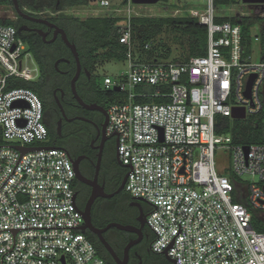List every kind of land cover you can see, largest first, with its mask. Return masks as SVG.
Instances as JSON below:
<instances>
[{
  "label": "built area",
  "instance_id": "built-area-1",
  "mask_svg": "<svg viewBox=\"0 0 264 264\" xmlns=\"http://www.w3.org/2000/svg\"><path fill=\"white\" fill-rule=\"evenodd\" d=\"M217 1L189 14L208 29L206 54L178 62L138 48L133 0L125 7L99 0L105 15L121 18L117 32L128 61L127 73L104 77L103 89L117 93L108 103L107 132L116 135L128 170L124 190L151 206L154 253L166 252L175 264H264V232L252 223L254 211L264 216V144H235L231 134L216 132L219 116L241 120L232 116L236 108L244 109L242 119L263 113L264 61L246 55L241 24L216 21L226 17ZM249 5L264 15V3ZM38 73L17 28L0 24V264H107L81 230L68 152L12 146H49L36 144L49 139L40 96L9 87ZM221 148L230 151L231 173L217 159Z\"/></svg>",
  "mask_w": 264,
  "mask_h": 264
},
{
  "label": "trees",
  "instance_id": "trees-1",
  "mask_svg": "<svg viewBox=\"0 0 264 264\" xmlns=\"http://www.w3.org/2000/svg\"><path fill=\"white\" fill-rule=\"evenodd\" d=\"M21 6H28L36 12H41L46 9L53 10L57 12L59 8L63 9L65 6L68 7H79L83 8L89 7V3L92 0H19ZM220 5H230L232 0H218ZM11 0H0V4H11ZM23 4V5H22ZM58 6V7H57ZM52 20L58 25L66 30L68 38L71 42L76 44L77 50L79 51L80 61L83 67L92 75L91 79L87 82L90 86L87 95L90 99H97L100 95L107 98V103H109L113 98L116 97L117 93L112 90L103 89L101 86L97 89L96 81L94 80L93 73L99 65H102L106 61L111 60H123L127 57L126 46L119 41V34L117 32V23L121 21L120 17H114L109 15L103 16H89L87 18H80L76 15L70 14L65 15L62 13H57L53 15ZM230 20L233 23H239L242 27V46L243 49L248 53L252 47V37L250 36V27L254 24H259L262 27L261 40L264 47V17L255 14L251 17L243 16H226L218 17L216 21ZM0 24L14 25L19 35L29 44L28 50L34 55L39 72L45 76L44 82L40 80L27 81L24 79H12L9 87L12 86H23L34 90L41 98L44 107H46V98L43 90L48 87L52 89L54 81V76L56 73L54 67V61L58 56H66L58 52L60 47L56 46L55 49L52 47L55 45H61L62 49H69L64 42L59 41V43L51 45H39L36 46L27 36L19 32L17 24L8 17H0ZM132 26L135 33V38L138 43V48L148 55V58L157 59L158 56L163 57V59H170L171 47L176 45L177 49L180 51L179 56L172 58L174 61L184 62L189 60L193 56L204 55L207 52L208 45V29L205 25L200 23L199 19L190 15L185 16H135L132 19ZM168 31V39L164 41L165 37L160 36L163 32ZM168 40L170 42H168ZM152 42L150 49L145 50L144 44L146 42ZM178 45V46H177ZM51 48L50 52L48 49ZM162 52H161V51ZM70 54V52H69ZM72 58V57H71ZM262 60L264 61V52L262 55ZM74 63V61H73ZM64 68L68 69L66 75H60L58 84L64 87L69 86L70 78L72 75V68L70 64L62 63ZM87 76V72L84 73ZM87 78V77H86ZM43 83V84H42ZM79 83V82H78ZM102 88V89H101ZM81 89V87H80ZM156 102H161V99H154ZM49 103V102H48ZM216 123V132L218 134H231L233 137V142L235 144H264V111L261 114L254 116H249L246 119L241 120H231L228 117L219 116ZM46 123V122H45ZM78 124H83L78 121ZM48 129L49 139L43 144L49 146H58V142L55 140V125L51 126L46 123ZM85 138V137H84ZM2 131L0 129V143H2ZM48 143V144H47ZM109 166H108V165ZM116 159L113 157H108L107 161L102 162V173L106 171V168H111V174L113 180L119 185L122 180V176L117 177L118 167ZM120 166H122L120 164ZM107 168V169H108ZM122 173H127V168L122 166ZM125 191V190H124ZM84 193L86 194L85 190ZM89 193V192H88ZM126 202L130 200L129 194L125 191ZM85 201L81 207H84ZM97 217L93 218L95 225H105L112 222L108 217L115 213L116 215L122 217L120 208L123 205V199L115 197L109 199L108 201L98 203ZM94 211V208H93ZM258 214L257 218L254 215ZM253 215V226L259 231L264 232V216H262L258 211H254ZM98 223H97V222ZM118 222V221H117ZM124 223V222H120ZM87 236L96 245L101 255L104 259L110 262L112 261L111 255L103 247V245L98 240L97 236L91 232H86ZM164 264H171V262L163 257Z\"/></svg>",
  "mask_w": 264,
  "mask_h": 264
},
{
  "label": "flooded vegetation",
  "instance_id": "flooded-vegetation-1",
  "mask_svg": "<svg viewBox=\"0 0 264 264\" xmlns=\"http://www.w3.org/2000/svg\"><path fill=\"white\" fill-rule=\"evenodd\" d=\"M11 1V4H0V7L6 8L7 17L14 21L18 26L19 32L27 36L34 44H36V46L42 44L51 45L59 43V41L63 42L60 34L57 35L54 41L49 42V40L53 38L55 32V27L51 26L50 24L52 23L60 26L52 20V17L57 13H61L64 8H59L57 12L46 9L38 13L28 6L22 7L21 2L18 0L20 8L24 13V15H20L15 8L13 0ZM36 18L46 20L47 23L37 21ZM20 28L23 29L20 30ZM41 31L47 33L46 39L43 38ZM26 44L27 47L30 46L29 42H26ZM67 48L69 49L70 54L68 56H58L54 61L56 73L54 76L55 80L52 81V89L48 87L47 89H45V92L43 90L47 101L46 107H44V120L51 126L55 125V131L57 132V135H55L54 138L58 142L57 147L65 149L68 154H70L74 159L82 157L79 162V167L83 175L87 176L89 179H94L97 175L98 156L102 150L101 167L98 173L97 181L100 186L104 187V192L106 194H111L120 187L125 176V173H122V166L123 168L125 166L122 165V163L117 159L118 140L116 135L109 134L107 132V124L104 127L107 117V98L103 95H100L95 100L88 97L87 92L90 86L87 82L89 81V79H91L92 75L81 64V73L76 82L77 91L86 103H95L97 104L98 108L88 109L78 102L71 88V80L75 75L77 69L76 61L70 48L68 46ZM60 58H63L64 60H61L58 66H55V62ZM62 63H68L71 66L70 68H72L70 83L69 86L66 87H64L63 85H59L57 81L59 78H61L60 75H66L68 73V69L64 68ZM38 69L40 68L38 67ZM86 72L88 74L87 76H85L84 74ZM38 79L40 80V82H44L46 78L44 75H42L41 72H39L36 80ZM99 88L100 86H97V89ZM78 121L82 122L83 124H78ZM60 122L61 130L59 131L58 125ZM110 153H114L113 158L116 159L118 165L117 177L122 176V180L120 181L119 185L116 184V182L113 180V176L111 174L113 170L111 171V168L107 167L108 169L106 168V171L102 173V162L104 160L107 161L109 157L108 155ZM120 164L122 166H120ZM75 185H78L76 189V200L79 203H83L85 201L84 204H86L92 193V186L79 181L77 178L75 179ZM84 190L86 194L84 193ZM125 196L126 195L124 189L111 197L98 196L94 200V203L92 205V223L97 228H104L107 224L95 225V223L93 222V218L96 219L97 217L96 214L99 206L97 204L100 202L104 203L105 201H108L109 199H113L115 197L122 198L123 205L119 210L123 219H125V222L123 224L132 225L135 228V231H126L121 230L117 227H111L103 233V236L112 246L118 258L124 259V250L126 245L130 241L136 240L140 237L139 232H137V230L140 229L141 240L130 248L127 264H156L154 260V252L151 250V243L154 238V234L147 225V217L151 211V206L143 200L132 198L130 195H128L130 197V200L126 202ZM140 217L143 218L144 221L146 220V223H144L143 225ZM85 232H91L96 235L100 243L111 255L112 261L110 262L109 260H107L106 263L117 264L116 258L101 241L99 235L90 229H87Z\"/></svg>",
  "mask_w": 264,
  "mask_h": 264
},
{
  "label": "rangeland",
  "instance_id": "rangeland-1",
  "mask_svg": "<svg viewBox=\"0 0 264 264\" xmlns=\"http://www.w3.org/2000/svg\"><path fill=\"white\" fill-rule=\"evenodd\" d=\"M113 6H123L125 7L127 3H129V0H110ZM206 0H167V1H159L157 3L152 4H138L135 2H132V8L134 14H137V16H185L189 15L191 13V10H203L206 7ZM222 11L225 16H233L237 13L242 14L243 17H251L255 14L260 15L258 11L254 9V5H249L248 3L243 2V0H232L230 5H221ZM51 11H53L51 9ZM54 12V11H53ZM109 12L108 8H104L100 6L99 0L97 1H90L89 7H86L85 10L83 8L79 7H68L65 6V8L62 10V14L65 15H76L80 18H87L89 16H103ZM264 17V15H260ZM0 17H7L6 8L0 7ZM250 36L252 37V47L250 51L246 55L251 56V60L253 61H259L262 60V55L264 52L263 42L261 40L255 41L254 35L261 36L262 34V27L259 24H254L250 27L249 30ZM160 36H164L166 41L168 39V31L163 32ZM170 35L169 37H171ZM168 42H170L168 40ZM60 47V50L58 52L63 55L68 56L69 52L67 49H62L61 45H55L52 48L55 49V47ZM178 46V45H177ZM51 48L48 49V52H50ZM180 50V49H179ZM176 47V45H172L171 47V57L168 60H173L172 58L179 56V51ZM161 51V50H160ZM162 52V51H161ZM246 52V51H245ZM159 60H167L163 59V57L158 56ZM128 71V61L126 59L123 60H111L106 61L102 65H99L95 72H94V80L96 81L97 86L104 87L103 81L104 77L106 75H109L111 77H116L120 75L121 73H127ZM107 107H108V103ZM248 118V117H247ZM36 144H43V143H36ZM48 144V143H47ZM116 155V151H115ZM109 157H114V153H110L108 155ZM217 159L220 162V166L225 167L226 171L231 173L232 172V162H230V151L226 148H221L217 152ZM242 179H247V181H251L252 177L250 175H244L242 176ZM78 185H75V189H77ZM77 204L79 206H82L81 202L79 203L77 201ZM254 215V212H253ZM258 214L254 215V218H257ZM112 221H118V222H125V219L123 217H120L113 213V215H110L108 217ZM155 255V263L156 264H164L163 263V257H165V254H157ZM171 264H174L171 262Z\"/></svg>",
  "mask_w": 264,
  "mask_h": 264
},
{
  "label": "water",
  "instance_id": "water-1",
  "mask_svg": "<svg viewBox=\"0 0 264 264\" xmlns=\"http://www.w3.org/2000/svg\"><path fill=\"white\" fill-rule=\"evenodd\" d=\"M159 1H167V0H133V2L138 3V4H152V3H157ZM13 2H14V5H15V8H16L17 12L20 15H24L23 11L20 8V5H19L18 0H13ZM243 2L248 3V4H255V3H264V0H243ZM36 20L37 21H42L44 23H47L46 20H43V19H40V18H36ZM50 25L55 27V32H54L53 38L50 39L49 42L54 41L56 39L57 35L60 34L61 37H62V39H63V42H65V44L70 48V50L72 51V53L74 55V58H75V61H76V67H77L76 73H75V75L73 76V78L71 80V88H72V91L74 93V96L77 98L78 102L81 105H83L84 107H86L88 109H96V108H98L97 104H95V103H93V104L86 103L81 98V96L79 95V93L77 91L76 82H77V80H78V78L80 76L82 66H81L79 51L77 50L76 44L70 41V39L68 38V35L66 33V30L63 27L57 26V25L52 24V23ZM22 29L23 28H20V30H22ZM41 33H42L43 38L46 39L47 33L43 32V31H41ZM61 60H64V59L63 58L58 59L55 62V66H58V64H59V62ZM252 81H253V79L251 78L250 83H249V88H250V86L252 84ZM115 90L118 91L119 90V87H116ZM232 116L235 119L245 118V111H244V109H237L236 108L234 110ZM106 124H108V113H107L106 123H105L104 127L106 126ZM58 126H59V131H60L61 130V122L59 123ZM104 139H105V137H104ZM103 143H104V141H103ZM12 146L15 147L16 149L22 151V152H27V151L38 150V149H41V148H51L52 147V146H31V147H28V146H21V145H12ZM55 147H57V146H55ZM69 156H70V158H71V160L73 162V165H74V168H75V171H76V178L79 181H81L83 183H87L90 186H92V193H91L89 199L87 200L85 206L82 207V213H83L84 218H85V224L81 227V230L86 231L87 229H90L93 232L97 233L99 235L101 241L104 243V245L110 250V252L116 258L117 264H127V260H128V255H129L130 248L134 244L138 243L141 240V231H140V229L137 230V232H139L140 237L138 239H136V240L130 241L126 245L125 250H124V259H120V258H118V256L114 252L112 246L109 244V242L103 236V233L106 230H108L109 228H111V227H117V228H119L121 230H126V231H135V228L132 225L123 224V223L116 222V221L108 223L102 229L101 228H97L92 223V215H91V212H92V205L94 203V200L98 196L111 197V196L115 195L116 193L120 192L122 189H124V186H125V182H126L128 173L125 174L124 179H123L120 187L114 193L106 194L104 192V187L103 186H100L98 184V181H97L98 180L97 179L98 178V173H99V170H100V167H101L102 150H101V152L99 153V156H98L97 175L95 176L94 179H89L87 176L83 175V173L81 172L80 167H79V162H80V160H81L82 157H78L77 159H74L70 154H69ZM117 159L120 161L118 155H117ZM139 200H143V199H139ZM74 201L77 202V200H76V193H75V196H74ZM140 220L142 222V225L144 223H146V220L144 221V219L141 218V217H140ZM164 254H165V257L170 262H172V263L175 264L174 259H172L166 252Z\"/></svg>",
  "mask_w": 264,
  "mask_h": 264
},
{
  "label": "crops",
  "instance_id": "crops-1",
  "mask_svg": "<svg viewBox=\"0 0 264 264\" xmlns=\"http://www.w3.org/2000/svg\"><path fill=\"white\" fill-rule=\"evenodd\" d=\"M85 10V9H84ZM34 56V55H33ZM35 58V57H34Z\"/></svg>",
  "mask_w": 264,
  "mask_h": 264
}]
</instances>
